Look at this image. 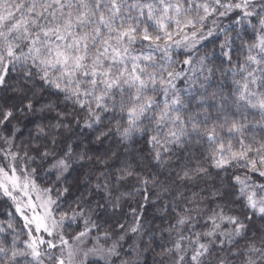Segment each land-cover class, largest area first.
<instances>
[{
	"label": "snow or ice",
	"instance_id": "obj_1",
	"mask_svg": "<svg viewBox=\"0 0 264 264\" xmlns=\"http://www.w3.org/2000/svg\"><path fill=\"white\" fill-rule=\"evenodd\" d=\"M0 264H264V0H0Z\"/></svg>",
	"mask_w": 264,
	"mask_h": 264
}]
</instances>
